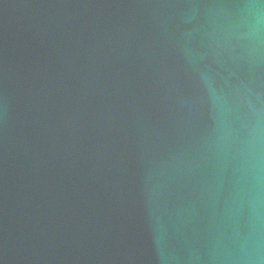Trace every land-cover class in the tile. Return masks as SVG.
Listing matches in <instances>:
<instances>
[{
    "label": "water",
    "instance_id": "95a60500",
    "mask_svg": "<svg viewBox=\"0 0 264 264\" xmlns=\"http://www.w3.org/2000/svg\"><path fill=\"white\" fill-rule=\"evenodd\" d=\"M0 264H264V0H0Z\"/></svg>",
    "mask_w": 264,
    "mask_h": 264
}]
</instances>
